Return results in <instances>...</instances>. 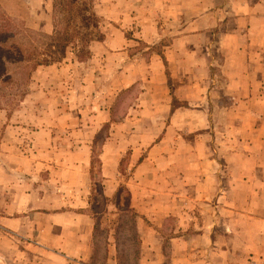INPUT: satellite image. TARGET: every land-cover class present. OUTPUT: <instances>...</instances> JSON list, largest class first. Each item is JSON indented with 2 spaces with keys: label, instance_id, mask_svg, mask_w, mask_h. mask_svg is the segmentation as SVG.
Masks as SVG:
<instances>
[{
  "label": "crops",
  "instance_id": "0c3cea01",
  "mask_svg": "<svg viewBox=\"0 0 264 264\" xmlns=\"http://www.w3.org/2000/svg\"><path fill=\"white\" fill-rule=\"evenodd\" d=\"M36 1L26 27L50 33ZM93 7L108 28L89 58L69 52L36 67L22 99L0 109V264H126L128 247L134 264H248L264 248V0ZM134 42L146 47L137 59L149 77L118 116L134 88ZM130 120L161 121L155 142L107 139L95 159L102 126ZM94 174L107 201L127 190L128 246L129 230L93 210Z\"/></svg>",
  "mask_w": 264,
  "mask_h": 264
},
{
  "label": "trees",
  "instance_id": "16d2710c",
  "mask_svg": "<svg viewBox=\"0 0 264 264\" xmlns=\"http://www.w3.org/2000/svg\"><path fill=\"white\" fill-rule=\"evenodd\" d=\"M94 1L52 0L50 33L27 28L0 7V109L14 107L22 99L36 67L59 62L69 52L75 53L78 61L89 58V42L103 38L102 18L94 10ZM165 74L169 83L168 72ZM123 195L127 203V190L121 186L112 202L116 203V197ZM135 216L134 210L126 205L113 220L114 229L129 230L125 227L127 223L135 240Z\"/></svg>",
  "mask_w": 264,
  "mask_h": 264
},
{
  "label": "rangeland",
  "instance_id": "374dc122",
  "mask_svg": "<svg viewBox=\"0 0 264 264\" xmlns=\"http://www.w3.org/2000/svg\"><path fill=\"white\" fill-rule=\"evenodd\" d=\"M29 0H0V7L3 11H5L7 14H9L10 16H12L16 21H22V23L26 26L25 22L26 19L28 18L29 15V6L27 5ZM51 1H36L38 2V7L40 6L38 10V15H40V19L43 20L46 18H49L50 22H52V17H51ZM48 5V6H47ZM47 7V8H46ZM38 18H35V20H37ZM36 22V21H35ZM108 28L107 22L105 21V19L103 18L102 21V28L101 31H104L105 29ZM130 32L129 30H127V35L129 36ZM131 51L133 53V55H131V59L132 58H136L135 61H131L132 65L135 67L136 70L133 71V74L131 76V81H134L133 83V89L131 90V95L128 97V100H126L123 108L121 109V112L118 116H121L122 113H125L128 111V106H130L132 104V102L134 101V99L137 96L138 91L140 90V87L142 86H146L147 85V80L149 77V74L147 73V71L145 70V65L143 63V61H140L139 57H145L147 55L148 52H146V47L144 46V44H142L141 42H134ZM137 56V57H136ZM154 81H156L154 79ZM149 87L151 85H148ZM152 90V89H151ZM147 102H151L152 98L151 97H147L145 99ZM13 107L12 106H7L5 109H9L11 110ZM216 119V118H215ZM115 122H119L118 120L114 119ZM161 121H153V120H130V121H124L123 123L125 124H121V121L119 124H115L114 126H110V125H101V131L99 132V134L96 136V140H95V145H94V157L96 159L97 155L100 154V146L101 144H105L106 140L108 139L110 143H115V145H122L124 144V147L132 146V145H136V144H141L144 146H149L151 144H153L155 142V139L157 138V130H159L161 128ZM199 123H204V120H198ZM215 124L217 121H213ZM242 123V122H240ZM254 121H250V124H253ZM184 129L185 128H189L187 127V125L185 123H183ZM244 125V124H243ZM100 126V127H101ZM199 126H201V124H199ZM245 127H247L246 125H244ZM111 127H115L112 128V132L114 135L109 134L108 137H106V134H108L110 131L109 129H111ZM119 127V128H118ZM191 128L195 129V126H190ZM118 128V129H117ZM189 131V130H188ZM107 132V133H106ZM140 132H144V135H140ZM186 133V132H185ZM188 133V132H187ZM198 133V132H197ZM195 133L190 132V136H193ZM102 148V147H101ZM125 149V148H124ZM129 150V149H128ZM126 150L124 152V156H123V160L120 166V171L123 175L121 179H123V176L126 175V171H125V167L128 163V157L127 155V151ZM259 156H264V152H259L258 154ZM94 169V168H93ZM95 171V170H93ZM92 187L94 188V193L95 195L98 196L96 203L94 204V210H96L98 213H102V220L105 222H108L110 220H114L116 217V213L120 212V210L124 209L126 206V202L124 201V195L122 196L121 200L118 202V208L119 209H115V207L113 206L112 201H107L104 200V198H102V189H101V185H100V179L99 177L94 174V180L92 182ZM119 204H122L123 207L119 206ZM239 222L242 221V223H245L246 221L250 222L251 220L242 217L241 220L238 218ZM258 225H260L261 227H264V223H259ZM125 227H127L129 229V231H126L127 234V239H129V241L127 243H125V245L130 244L132 241V237H133V233L130 230L129 225L126 223ZM125 229V228H124ZM260 232H264V231H260ZM247 236H249V234H247ZM130 242V243H129ZM128 246V245H127ZM125 246V248L127 247ZM259 254H254V253H248L246 260L248 259H257V261L260 262V264H264V248H259ZM133 254H134V249H129L126 248L125 249V255H127V260H126V264H134L135 259L133 258ZM165 264V263H164Z\"/></svg>",
  "mask_w": 264,
  "mask_h": 264
},
{
  "label": "built area",
  "instance_id": "2783aa9c",
  "mask_svg": "<svg viewBox=\"0 0 264 264\" xmlns=\"http://www.w3.org/2000/svg\"><path fill=\"white\" fill-rule=\"evenodd\" d=\"M248 264H260V262L257 259H248Z\"/></svg>",
  "mask_w": 264,
  "mask_h": 264
}]
</instances>
